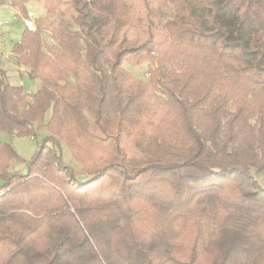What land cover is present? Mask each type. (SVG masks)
<instances>
[{
	"label": "trees",
	"instance_id": "trees-1",
	"mask_svg": "<svg viewBox=\"0 0 264 264\" xmlns=\"http://www.w3.org/2000/svg\"><path fill=\"white\" fill-rule=\"evenodd\" d=\"M45 6L12 47L39 88L0 69V133L49 132L27 161L0 142V264H264V0Z\"/></svg>",
	"mask_w": 264,
	"mask_h": 264
},
{
	"label": "rangeland",
	"instance_id": "rangeland-1",
	"mask_svg": "<svg viewBox=\"0 0 264 264\" xmlns=\"http://www.w3.org/2000/svg\"><path fill=\"white\" fill-rule=\"evenodd\" d=\"M45 1L46 0H37L36 1L37 2V12H35V15H33V14L31 15L32 18L35 17V18H33L34 22L37 19L44 18L47 15ZM50 1H53V0H50ZM38 11H40V12H38ZM40 13H42V14L40 15ZM59 18H60V16H59L58 12H56L54 14L53 18L48 19V21L42 25V27H43L42 37H43V39L46 42L48 47H55L56 46L55 42L52 40L49 32H50V26L52 24L56 23L59 20ZM24 26H26V25H24ZM34 26H35V24H34ZM30 28H32L31 25H30ZM13 40H15V39H13ZM15 41H17V40H15ZM15 43H17V42H15ZM48 47L45 48V50L47 51V53H50V51L48 50ZM155 66H156L155 63L145 62V61L141 62L140 64H136L135 58H130V60H128V61L124 60L122 63V67L124 68V70L127 71L133 78L138 79L140 81H146V82L149 81V76H148L149 72L151 70H153L155 68ZM24 83H25V89L27 91L26 93L34 92V84L30 83L29 80H27V79H25ZM50 115H51V111L49 110L45 114V117H44L45 121H47L49 119ZM87 118H89V117L87 116ZM46 135H49V132H47L45 130L37 132L36 137L9 138V136L6 135L5 133H0V142L9 144L14 149V151L23 160L27 161L34 154L37 141L42 139ZM60 144H61V151H62V155H63V160L74 168L75 173L79 179L84 180V178H86L85 176H87V175L84 174L82 167H81V164H79L78 162H75L76 160L71 155V150L67 147V145L62 140H60ZM93 152H94V150H92L89 147H86V148L82 149L81 154L87 160V162H92V161L97 160L98 155H99V157L101 156L100 154H98V153L95 154ZM10 163H11V168H10L11 171H21L22 173H24L26 171L25 165L23 163H17L16 161H13V160ZM253 175L261 184L264 185V177L263 176L257 175L255 172L253 173Z\"/></svg>",
	"mask_w": 264,
	"mask_h": 264
},
{
	"label": "crops",
	"instance_id": "crops-1",
	"mask_svg": "<svg viewBox=\"0 0 264 264\" xmlns=\"http://www.w3.org/2000/svg\"><path fill=\"white\" fill-rule=\"evenodd\" d=\"M12 1L17 0H0V69L6 72L7 80L11 85H21L27 92L24 83L27 79L34 84L35 92L39 88V82L28 77V69L25 66L17 65L18 56L12 52V46L16 44L15 42L20 43L25 22L29 25V29H35L33 21L35 17L32 18L31 15L37 12V0H27L23 4L27 17H24L17 6L11 5Z\"/></svg>",
	"mask_w": 264,
	"mask_h": 264
},
{
	"label": "built area",
	"instance_id": "built-area-1",
	"mask_svg": "<svg viewBox=\"0 0 264 264\" xmlns=\"http://www.w3.org/2000/svg\"><path fill=\"white\" fill-rule=\"evenodd\" d=\"M26 26L29 28V25L25 22Z\"/></svg>",
	"mask_w": 264,
	"mask_h": 264
}]
</instances>
